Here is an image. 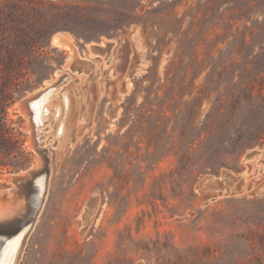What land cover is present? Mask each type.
Wrapping results in <instances>:
<instances>
[{
    "label": "rangeland",
    "instance_id": "obj_1",
    "mask_svg": "<svg viewBox=\"0 0 264 264\" xmlns=\"http://www.w3.org/2000/svg\"><path fill=\"white\" fill-rule=\"evenodd\" d=\"M57 71L13 264H264V0H0V174L38 161L16 104Z\"/></svg>",
    "mask_w": 264,
    "mask_h": 264
},
{
    "label": "bare ground",
    "instance_id": "obj_2",
    "mask_svg": "<svg viewBox=\"0 0 264 264\" xmlns=\"http://www.w3.org/2000/svg\"><path fill=\"white\" fill-rule=\"evenodd\" d=\"M51 43H53L55 46L69 51L70 57L65 63L64 68L72 71L75 70V68L73 67L74 65L81 64L82 67L89 66V61L84 60L81 56H78L76 52V46L74 45V42L69 35L64 33H57L52 37ZM89 50L91 54L104 53H93L90 49V45ZM108 56L109 54L107 52L105 58L108 59ZM55 74L59 75L57 84L52 83L49 86L44 87L43 89L23 98L22 106H19V103L16 104L17 110H19L24 116H26L28 120V128H30L31 130L28 145L38 154L40 165H38V167L35 169L33 176H31L30 178L23 177L19 179L23 182L21 185H15L13 182L14 179H12L7 181L10 183L11 188L5 191H0V264L14 263L24 236L29 230L31 224L35 221L44 203L45 193L47 189V180L45 176L46 171H44V173H40L42 171L41 159L43 158H41L42 154H39V152H43L44 155L46 154V156H43L44 162H46L45 164L47 167L49 157L46 146L43 148V145L46 142H42V137L39 132L40 125L44 121L45 113L50 114L51 112H53L56 117H60L61 113L69 107V96L67 92L61 94L60 96L61 105H57L56 107L52 106V101H50L52 93L57 89L58 85L62 83H59L60 80L66 78V74L63 72L57 71ZM49 82L50 81H47V83ZM53 97H56V95H53ZM82 118V114H80L77 120L79 119V121H81ZM60 123L61 118L58 120L57 128ZM60 130L62 132V126L60 127ZM262 150H264V148ZM260 153V150H254L251 153L247 154L244 159L246 160L247 158L258 155ZM247 165L248 172L243 173L241 182H244L249 177L248 174L251 169V165ZM209 182L211 183L213 181H210V179H208L207 183ZM20 194H23V197H19ZM218 196H220V194ZM34 215L36 216L33 220Z\"/></svg>",
    "mask_w": 264,
    "mask_h": 264
},
{
    "label": "water",
    "instance_id": "obj_3",
    "mask_svg": "<svg viewBox=\"0 0 264 264\" xmlns=\"http://www.w3.org/2000/svg\"><path fill=\"white\" fill-rule=\"evenodd\" d=\"M113 44H114V41L112 39H106V40L103 41V46H100L98 43H93V44L90 45V49L92 50L93 53L105 52V50H107V52H108V50L112 47ZM22 100H23V98L20 101H18L19 106H22ZM39 154H42V156L41 155L40 156H41V158H43V159H41L42 160V166H41L42 171L40 173H44V171H46V173H45V176H46L47 175V170H48V167L45 164L46 162H44V156H46V154L44 155L43 152H39ZM38 165H40V160L39 159L36 162V164H34L33 166L27 168L26 170H24L22 172L0 174V180L9 181V180L14 179L13 180L14 184L19 186V185H21L23 183L19 179H21L23 177L30 178L31 176H33L34 175V171L38 167ZM18 181H21V182H18ZM35 216L36 215H34L33 220H34ZM2 231H4V230H2Z\"/></svg>",
    "mask_w": 264,
    "mask_h": 264
},
{
    "label": "flooded vegetation",
    "instance_id": "obj_4",
    "mask_svg": "<svg viewBox=\"0 0 264 264\" xmlns=\"http://www.w3.org/2000/svg\"><path fill=\"white\" fill-rule=\"evenodd\" d=\"M60 127H61V126H60ZM60 127H59V128H60Z\"/></svg>",
    "mask_w": 264,
    "mask_h": 264
}]
</instances>
